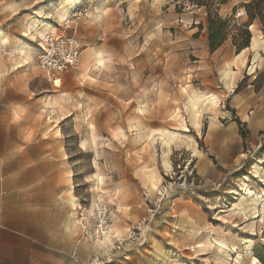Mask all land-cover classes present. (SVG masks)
<instances>
[{"label": "rangeland", "instance_id": "rangeland-1", "mask_svg": "<svg viewBox=\"0 0 264 264\" xmlns=\"http://www.w3.org/2000/svg\"><path fill=\"white\" fill-rule=\"evenodd\" d=\"M73 1L68 16L89 13L67 32L82 55L56 88L36 48L45 32L59 33L66 0H0V161L17 158L5 167L17 192L53 194L25 216L36 221L39 249L57 264H262L264 73L234 70L227 88L203 8L115 0L97 17L95 2L106 0ZM242 5L227 15L237 25L247 21ZM82 25L97 30L98 46L78 39ZM62 76H74L70 93ZM141 79L142 105L130 85ZM194 91L218 101L196 113ZM247 190L261 200L256 215L239 203Z\"/></svg>", "mask_w": 264, "mask_h": 264}, {"label": "crops", "instance_id": "crops-1", "mask_svg": "<svg viewBox=\"0 0 264 264\" xmlns=\"http://www.w3.org/2000/svg\"><path fill=\"white\" fill-rule=\"evenodd\" d=\"M248 1L250 0H230L220 8L219 13L222 15L221 11L224 10L226 11V15L222 16L230 15L234 5L238 3L245 4ZM114 3L115 0H106L100 5L98 2H95V6L93 7L94 15L98 17L103 7H105L103 15H105V13L107 14V11L109 13V11L113 9L110 6L112 4L114 5ZM238 16H244L243 21L247 20L244 9H239ZM250 27L251 29L249 28V31L251 34L253 29H258L256 23L252 24ZM87 32H89V34H87ZM258 33L259 34L256 36L252 34L249 48L239 53L242 55L241 62L235 60L236 56L240 55L236 54L235 47L232 45L231 40H228L230 38L211 55L221 51L220 53L223 55L225 67L229 66L232 73H239L243 67L247 70L252 65L255 66L253 74L259 72L264 73V36L260 30H258ZM255 37L257 39V45L255 48H252V39ZM109 38L110 36H108V39ZM78 39L89 47L98 46L100 44L98 32L96 29H93L92 25H82L79 29ZM234 70L236 72H233ZM62 82L63 90L66 93H70L72 87L75 85L74 76H62ZM147 82V80L143 81L142 79L139 82L136 80L135 84H131L130 82L131 86L133 85L138 89L135 99L140 100L141 105L143 102L147 101L149 86ZM261 96L262 101H264V91ZM129 97V100H134L132 96ZM16 162L17 158L15 156H10L9 158L4 156L0 161V264H57L58 262L54 260L51 254H47L45 251L39 249L40 242L34 233L36 221L25 217L43 211V207L38 209L37 206H31L32 201L36 204L39 198L42 200L47 198L52 199L53 194H23V192H17L15 190L16 186L11 183L13 171L9 169L5 170V167L12 166ZM10 214H14V216L10 217Z\"/></svg>", "mask_w": 264, "mask_h": 264}, {"label": "trees", "instance_id": "trees-1", "mask_svg": "<svg viewBox=\"0 0 264 264\" xmlns=\"http://www.w3.org/2000/svg\"><path fill=\"white\" fill-rule=\"evenodd\" d=\"M227 2L228 0H174L178 8L184 9L186 7H191L192 9H204L207 47L210 54L218 50L228 38L231 39L236 54L249 48L252 38L249 27L254 23L257 24L258 30H260L264 36V0H250L242 5L247 21L240 25L233 23L231 17L220 15V8ZM234 13L235 8L232 9V14ZM246 78L247 77L244 79ZM240 89L241 84H238L233 93L237 94ZM231 112L234 113V110H231ZM234 121L241 135L248 133L246 130L243 132L245 124L236 116H234ZM258 260L264 264V260L259 257Z\"/></svg>", "mask_w": 264, "mask_h": 264}, {"label": "built area", "instance_id": "built-area-1", "mask_svg": "<svg viewBox=\"0 0 264 264\" xmlns=\"http://www.w3.org/2000/svg\"><path fill=\"white\" fill-rule=\"evenodd\" d=\"M88 19L87 10L72 12L58 27L59 33L45 32L39 37L37 44V63L53 85H61V75L79 67L82 51L75 34L69 35L68 31L75 32L81 19Z\"/></svg>", "mask_w": 264, "mask_h": 264}, {"label": "bare ground", "instance_id": "bare-ground-1", "mask_svg": "<svg viewBox=\"0 0 264 264\" xmlns=\"http://www.w3.org/2000/svg\"><path fill=\"white\" fill-rule=\"evenodd\" d=\"M73 5H74V1L73 0H66V2H65V5L62 7V8H60L61 10H60V13H59V17L61 18V19H63V18H65L68 14H69V12H70V10L72 9V7H73ZM250 29H251V27H249ZM256 45H257V39H256V37L255 38H253L252 39V45H251V47L252 48H255L256 47ZM242 53V52H241ZM240 55V54H239ZM96 56H98V55H96ZM235 60L236 61H240L241 62V60H242V55H240V56H236V58H235ZM99 61V60H98ZM234 61V60H233ZM99 64H101V61H99L98 62ZM237 65V64H236ZM248 70V73L249 74H253L254 73V71H255V66L254 65H252V66H250L249 67V69H247ZM232 75H233V73H232V70L230 69V67L229 66H227V68L226 69H224L223 70V79H225V83H226V86H227V88L229 89V90H231L232 89V87H233V77H232ZM217 101H218V98L216 97V96H214V95H202V94H199L198 92H196V91H194V92H192V95H191V97H190V101H189V104L191 105V107H192V109L191 110H193V111H195L196 113H200L204 108H206V105H209V104H211V106L212 105H214V104H216L217 103ZM204 106V107H203ZM203 108V109H202ZM208 108V107H207ZM174 137L172 136V137H170L169 138V142L173 139ZM169 142H167L166 141V147H167V150L169 149ZM168 153H169V151H166V153H164L163 154V156L164 157H166L167 155H168ZM264 170V169H263ZM255 173L256 174H258V170H255ZM261 174V173H260ZM260 177V181L263 183V185H264V171H263V175L262 176H259ZM71 191H72V189H71ZM246 194H248V197H246V198H242L241 199V201L239 202L240 204L241 203H246V206H245V210L247 211V213H249V214H251V215H256V213H257V204H258V202L259 201H261L260 200V198H259V200H258V198H257V201H256V199H254V198H251L252 197V194H255V193H253L251 190H247L246 191ZM249 200H251V201H253L252 202V204H250V203H248V201ZM238 203V204H239ZM260 203V202H259ZM262 203L264 204V200H262ZM239 204V205H240ZM245 205V204H244ZM240 206H243V205H240ZM241 208V207H240ZM239 210H241V209H239ZM244 210V213L246 212ZM239 212V211H238ZM245 215V214H244ZM247 215V214H246ZM252 222V221H251ZM251 225H253V223H251ZM252 227V226H251ZM109 234H106V241H109ZM103 242H104V240H103ZM208 244V246H211L212 244H211V242H208L207 243ZM203 247V245H201L200 246V248H202ZM222 249H224V248H226V246L225 245H221L220 246ZM220 248V249H221ZM226 250V249H225Z\"/></svg>", "mask_w": 264, "mask_h": 264}]
</instances>
